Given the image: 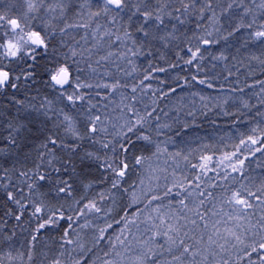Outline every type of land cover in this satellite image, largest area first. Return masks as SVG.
Here are the masks:
<instances>
[{
  "label": "snow or ice",
  "instance_id": "6c2138e0",
  "mask_svg": "<svg viewBox=\"0 0 264 264\" xmlns=\"http://www.w3.org/2000/svg\"><path fill=\"white\" fill-rule=\"evenodd\" d=\"M0 264H264V0H0Z\"/></svg>",
  "mask_w": 264,
  "mask_h": 264
}]
</instances>
